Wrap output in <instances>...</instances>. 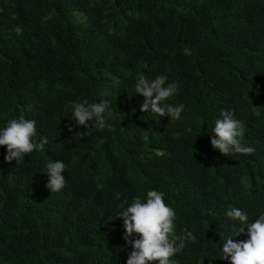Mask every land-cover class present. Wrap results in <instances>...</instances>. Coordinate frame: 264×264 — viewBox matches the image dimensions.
Returning a JSON list of instances; mask_svg holds the SVG:
<instances>
[{
	"label": "trees",
	"instance_id": "1",
	"mask_svg": "<svg viewBox=\"0 0 264 264\" xmlns=\"http://www.w3.org/2000/svg\"><path fill=\"white\" fill-rule=\"evenodd\" d=\"M140 76L178 85L179 119L141 111ZM85 100L107 103L103 130L75 124ZM222 110L253 154L211 146ZM20 116L48 143L19 164L0 146V264H127L117 216L149 190L196 237L170 264H230L248 237L227 211L264 215V0H0V130Z\"/></svg>",
	"mask_w": 264,
	"mask_h": 264
},
{
	"label": "clouds",
	"instance_id": "2",
	"mask_svg": "<svg viewBox=\"0 0 264 264\" xmlns=\"http://www.w3.org/2000/svg\"><path fill=\"white\" fill-rule=\"evenodd\" d=\"M167 77L157 76L148 80L140 76L136 85V93L144 96L141 107L143 112H152L160 117L179 119L184 105L172 106L164 103L176 94L178 85L170 83L166 85ZM106 102L88 104L85 100L74 105L73 117L78 126L87 128L89 122L98 130L106 126L104 113ZM221 118L215 120L214 135L211 146L217 149L225 157L232 154L251 155L255 149L244 146L241 143L243 126L241 121L233 118V113L227 110L221 111ZM159 123V121H157ZM72 129L69 128V131ZM35 122L20 116L12 119L7 126L0 130V146H6V162L13 160L16 164L23 163L25 157L34 150H44L48 143L47 138L36 142ZM65 170L63 161L49 162L46 165L48 183L46 187L50 192H59L65 186V178L62 175ZM119 197V193H117ZM146 200L136 197L126 209L117 217L123 219L124 240L131 245L127 264H170L171 257L185 248L186 241L195 242L196 237L185 229L183 234L175 233V211L166 205L164 194L155 190H149ZM233 221H239L242 225L239 234H246V240L234 242L228 238L223 244V259L230 264H264V215H260L252 223H248V216L239 208H232L226 213ZM137 239H130L133 235Z\"/></svg>",
	"mask_w": 264,
	"mask_h": 264
}]
</instances>
